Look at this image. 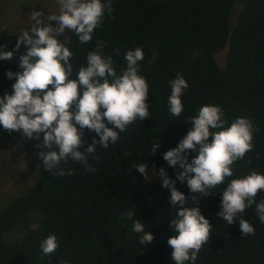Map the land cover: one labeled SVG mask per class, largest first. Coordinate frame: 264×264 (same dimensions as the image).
Segmentation results:
<instances>
[{
	"label": "trees",
	"instance_id": "1",
	"mask_svg": "<svg viewBox=\"0 0 264 264\" xmlns=\"http://www.w3.org/2000/svg\"><path fill=\"white\" fill-rule=\"evenodd\" d=\"M237 4L241 9L231 27ZM111 5V15L105 12L91 42L81 44L70 32L66 45L73 53L70 79L87 65L86 57L98 42L117 72L126 68L128 50L142 48L139 74L149 84L150 115L130 124L107 149L98 144L88 157L93 172L71 158L53 172L43 166L29 191L0 209V264H175L168 244L175 233L169 223L179 206L171 205L170 190L162 186L158 169L167 167L164 153L178 146L192 127L188 117L198 115L204 105L222 108L225 127L242 116L253 121L255 131L253 149L231 166L232 177L209 190L212 195L192 193L186 181L177 179L183 169L168 168L176 188L188 199L185 207L198 206L213 226L195 264H264V223L255 205L241 214L255 227V235H242L239 215L230 225L217 215L231 179L253 171L264 174V0H111ZM18 36L0 34L3 50L15 49ZM225 47L226 63L221 67L216 54ZM25 51L21 46L11 60H0V95L15 83L7 72L22 71L20 55ZM181 75L189 87L181 97L183 112L174 117L168 107L170 81ZM1 130L6 137L17 133L2 126ZM83 132L87 143L99 139L94 131ZM154 143L161 146L152 155ZM186 155L191 162L198 150ZM137 164L148 165L149 179L134 168ZM60 168L65 174L57 176ZM255 199L264 200V189ZM128 211L134 212L132 219ZM134 220L153 233V241L140 244L142 233L132 231ZM50 235H55L58 248L44 255L40 245Z\"/></svg>",
	"mask_w": 264,
	"mask_h": 264
},
{
	"label": "clouds",
	"instance_id": "2",
	"mask_svg": "<svg viewBox=\"0 0 264 264\" xmlns=\"http://www.w3.org/2000/svg\"><path fill=\"white\" fill-rule=\"evenodd\" d=\"M57 3L58 14L45 16L43 9L29 13L31 27L18 36L15 49L5 51L6 46L0 45V60H11L21 46L26 49L20 55L22 71L7 72L9 79H16L13 92L0 96V126L9 132H22L28 139H37L36 147L45 149L39 153V159L49 172L69 158L83 162L87 170L93 172L95 169L88 166V157L96 153V146L107 149L130 124L150 115L149 84L139 74V62L144 60L145 54L139 47L128 50L124 56L126 68L117 72L112 57L102 54L103 45L98 42L96 50L86 57L87 65L79 68L77 78L70 79L73 53L66 46V36L63 41L58 37L67 31L75 33L81 44L91 42L105 12L111 15L112 5L111 0L107 4L102 0H57ZM52 21L57 22L55 26ZM170 86L169 112L179 117L184 107L181 97L189 85L181 75L170 81ZM187 121L192 127L177 147L164 153L167 167L158 169L162 186L170 190L171 205L179 206L176 218L169 223L175 233L168 240L175 264L188 261L195 264L202 246L209 242L213 226L198 206L185 207L188 199L176 188L168 168L179 165L183 171L177 173V179L186 181L192 193L209 196L214 194L210 189L233 176L234 162L243 159L254 147L253 121L241 116L225 127L227 121L220 106L204 105L198 115L188 117ZM84 129L94 131L99 139L94 137L92 143H87L83 139ZM210 136L213 137L211 142ZM82 145H86L84 151L80 150ZM160 146L161 143L153 144L152 155ZM197 150L198 155L189 162L186 153ZM134 168L145 180L149 179L148 165L137 164ZM55 174L64 175V169L60 168ZM262 189L264 174L255 171L243 178L231 179L223 190L218 217H223L230 225L239 215L242 235H255V227L241 214L255 205L258 218L264 223V200L257 203L255 199ZM126 215L132 219L134 212L128 211ZM132 231L142 233L139 240L142 245L154 239L140 220L133 221ZM40 247L44 255L54 253L58 248L55 235L43 240Z\"/></svg>",
	"mask_w": 264,
	"mask_h": 264
},
{
	"label": "rangeland",
	"instance_id": "3",
	"mask_svg": "<svg viewBox=\"0 0 264 264\" xmlns=\"http://www.w3.org/2000/svg\"><path fill=\"white\" fill-rule=\"evenodd\" d=\"M41 9L45 16L58 14L59 5L57 0H0V34L16 33L20 35L24 30L30 29L32 21L29 13L32 10L40 11ZM240 9L241 5L237 4L231 17V27L236 21ZM56 23V21H52L53 26ZM69 34L70 32L66 31L58 38L63 41L65 36L68 39ZM227 50L228 48L225 47L216 54L221 67L225 66ZM12 85L0 96L11 94L13 92ZM38 143L37 139H28L18 131L13 137H6L0 126V209L15 197L29 191L37 181L43 168L39 153L45 150L37 148Z\"/></svg>",
	"mask_w": 264,
	"mask_h": 264
}]
</instances>
